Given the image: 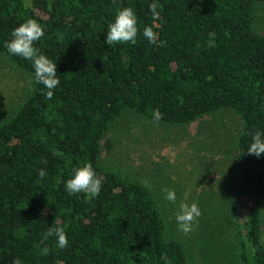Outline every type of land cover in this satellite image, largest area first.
Returning a JSON list of instances; mask_svg holds the SVG:
<instances>
[{
	"label": "trees",
	"instance_id": "obj_1",
	"mask_svg": "<svg viewBox=\"0 0 264 264\" xmlns=\"http://www.w3.org/2000/svg\"><path fill=\"white\" fill-rule=\"evenodd\" d=\"M152 2L0 0V54L32 79L0 123V264L17 257L21 264H188L151 188L120 163L100 162L102 140L124 113L175 126L223 109L241 124L229 203L245 238L237 264H264V154L248 153L254 131L264 130V35L255 28L261 0H157L159 21ZM125 7L137 16L136 43L106 44L108 26ZM28 19L44 29L34 46L57 64L60 83L51 99L33 79L32 62L7 49L13 30ZM148 26L158 34L156 44L143 36ZM155 109L163 114L158 123ZM87 162L102 177L91 199L65 188ZM245 197L251 202L241 223ZM57 227L67 235L65 248L55 236L44 240Z\"/></svg>",
	"mask_w": 264,
	"mask_h": 264
},
{
	"label": "rangeland",
	"instance_id": "obj_2",
	"mask_svg": "<svg viewBox=\"0 0 264 264\" xmlns=\"http://www.w3.org/2000/svg\"><path fill=\"white\" fill-rule=\"evenodd\" d=\"M264 35V0L255 23ZM30 75L0 54V123L13 114L30 88ZM240 120L232 110H221L184 125H156L124 113L102 140L100 162L120 163L131 177L148 181L167 221L169 237L181 240L188 264H237L244 237L237 234L230 206L237 187L236 140ZM175 189L176 202L166 200L164 189ZM187 197V199H185ZM196 202L201 216L193 230H179V204ZM251 199L240 202L242 222ZM264 241V201L262 206Z\"/></svg>",
	"mask_w": 264,
	"mask_h": 264
},
{
	"label": "clouds",
	"instance_id": "obj_3",
	"mask_svg": "<svg viewBox=\"0 0 264 264\" xmlns=\"http://www.w3.org/2000/svg\"><path fill=\"white\" fill-rule=\"evenodd\" d=\"M162 5L157 0H153L149 4V10L152 13V18L155 21L161 19L160 11ZM158 27V25H156ZM138 34L137 16L131 7L122 8L113 23L108 26L106 33V44L119 43H136ZM44 35L43 26L34 19H28L24 23L16 27L12 32V39L7 44V49L11 54L23 57L32 62L34 67V77L36 83L42 84L48 91L46 96L51 99L53 89H55L60 80L57 76V64L50 60L46 55L41 54L40 50L34 46L35 42L40 40ZM143 36L149 43L156 44L158 34L152 26L145 27ZM163 41L160 42L163 45ZM32 80H29L31 86ZM162 113L159 109L153 111V121L158 123L162 119ZM248 153L260 157L264 154V130L257 129L252 134V142L248 146ZM47 173L44 169L39 170V176L45 177ZM102 186V177H99L91 162L85 163L82 167L74 169L73 176L67 180L65 184L66 190L70 194L85 193L88 198H95L99 195ZM144 186L148 187L147 180L144 181ZM165 199L169 202H176L175 189H164ZM187 199V197H185ZM201 209L196 202L188 204L181 201L179 204V213L176 216V221L179 230L184 234H188L193 230V225L197 222V218L201 216ZM57 237V244L60 248L68 246V239L63 227L49 228L44 234V240L49 237ZM43 243V241L41 242ZM49 248L45 246L42 249V254L47 255ZM12 264H21L19 257L13 260Z\"/></svg>",
	"mask_w": 264,
	"mask_h": 264
}]
</instances>
